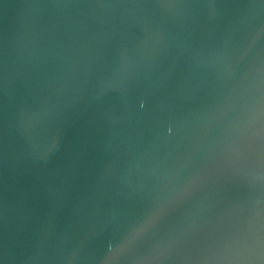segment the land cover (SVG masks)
<instances>
[{
  "label": "water",
  "instance_id": "water-1",
  "mask_svg": "<svg viewBox=\"0 0 264 264\" xmlns=\"http://www.w3.org/2000/svg\"><path fill=\"white\" fill-rule=\"evenodd\" d=\"M262 127L264 0H0V264H264Z\"/></svg>",
  "mask_w": 264,
  "mask_h": 264
},
{
  "label": "snow or ice",
  "instance_id": "snow-or-ice-1",
  "mask_svg": "<svg viewBox=\"0 0 264 264\" xmlns=\"http://www.w3.org/2000/svg\"><path fill=\"white\" fill-rule=\"evenodd\" d=\"M255 135V130L249 128L246 137L242 138L236 145L235 151L237 155L245 149L251 150ZM260 142L261 154L264 157V127L260 129ZM189 190L188 188L183 189L167 200L156 201L148 206L140 219L133 239L151 232L161 222L178 213L180 211L179 203ZM246 224V227L237 228L229 233L217 236L214 239L217 250L237 256L251 254L257 250L264 252V215H260L259 228L256 226L254 216L249 217ZM184 242L193 247L204 243L200 237H193Z\"/></svg>",
  "mask_w": 264,
  "mask_h": 264
}]
</instances>
